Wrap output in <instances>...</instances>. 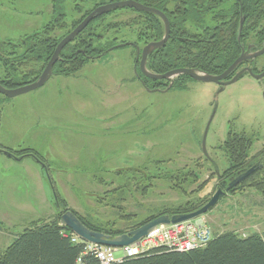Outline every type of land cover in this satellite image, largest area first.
I'll list each match as a JSON object with an SVG mask.
<instances>
[{"label":"rangeland","instance_id":"374dc122","mask_svg":"<svg viewBox=\"0 0 264 264\" xmlns=\"http://www.w3.org/2000/svg\"><path fill=\"white\" fill-rule=\"evenodd\" d=\"M98 3L0 0V80L34 82L41 65L25 54L26 37L63 7L70 24ZM256 59L249 64L263 70L264 55ZM135 63L133 47L122 46L74 75L52 72L35 90L0 93V254L24 229L61 224L65 210L114 230L181 205L199 209L239 175L227 172L230 132L252 139L254 162L264 156V77L152 90ZM202 217L214 234L264 231V167Z\"/></svg>","mask_w":264,"mask_h":264},{"label":"trees","instance_id":"16d2710c","mask_svg":"<svg viewBox=\"0 0 264 264\" xmlns=\"http://www.w3.org/2000/svg\"><path fill=\"white\" fill-rule=\"evenodd\" d=\"M114 1L118 0H99L94 8L86 10L70 24L66 22L64 7L62 6L63 9L59 12V8H56L58 15L54 21L45 25L41 32L35 31L32 36L28 35L25 54L28 59L41 65L34 81L41 75L58 43L96 7ZM136 1L163 11L171 25L165 46L155 49L147 57L146 66L152 73L164 74L177 68H191L211 75H220L244 51L250 52L263 47L264 27H261L264 23V0ZM75 10L82 11V7L75 5ZM57 31L64 33L55 36ZM164 34V23L156 14L130 7L112 10L93 19L62 50L60 59L54 65L53 75H74L88 61L122 46L133 47L136 55L135 45L142 49L150 42L160 41ZM253 34L255 40L251 42ZM252 60L243 61L228 78ZM254 71L261 72L256 67ZM137 72L140 80L149 89L168 87L167 80L148 78L142 75L138 67ZM7 77V80H0L5 87L16 88L23 85L13 73ZM188 80L192 78L185 74L180 75L170 88L184 89ZM223 145L230 163L227 172L240 174L257 162H254L255 156H250L253 141L244 133L230 132ZM263 167L238 185L254 177ZM196 209V206L182 205L166 209L129 229L110 230L94 226L82 218L81 220L90 229L115 237L132 231L160 215L188 213ZM73 235V231L61 225L59 221L24 229L0 254V264H76L79 258L82 264H100L92 253L85 252V243L71 241ZM114 264H264V233L240 236L229 231L214 234L213 239L204 248L186 252L154 248L140 256L126 258Z\"/></svg>","mask_w":264,"mask_h":264},{"label":"water","instance_id":"95a60500","mask_svg":"<svg viewBox=\"0 0 264 264\" xmlns=\"http://www.w3.org/2000/svg\"><path fill=\"white\" fill-rule=\"evenodd\" d=\"M122 7H130L144 12H150L153 14L158 15L165 26V34L160 41L150 42L145 45L142 49L139 48L138 45L136 47V63H135V70L137 71V67L139 68L142 75L157 80H167L169 81L170 88L174 82V78L180 75H188L194 80L205 81V82H215L222 85H227L230 83L235 82L238 80L242 75L245 73L250 74L255 79H261L264 77V72L262 73H255L251 67H244L237 71L230 79H227L229 75L245 60L248 59H255L261 55H264V44L263 47L259 50L249 53L244 51L222 74L220 75H211L201 71H197L191 68H177L171 71H168L164 74H155L148 70L147 64V57L148 55L153 52L155 49L164 47L166 42L169 39L171 25L168 17L166 14L155 8L144 5L136 0H122V1H115L110 2L107 4L99 5L96 7L89 15H87L83 21L77 25L70 33H68L57 45L53 55L51 56L50 60L46 64L43 72L39 76V78L29 84H25L16 88H7L0 83V93L8 96V97H15L17 95L35 90L42 85H44L52 75L54 65L60 59V53L62 50L71 42L73 39L83 31L87 25L95 18L109 13L112 10L122 8ZM167 88V89H168ZM0 151H2L0 149ZM9 156L11 153L5 151ZM264 166V156L261 157L252 167H250L247 171L240 173L237 177L232 179L228 184L225 191L222 189H218L215 194L210 198V200L201 206L199 209L188 212V213H177L173 215L163 214L160 215L145 224L139 226L138 228L129 231L127 233L118 235L116 237H111L110 235L98 232L95 230L90 229L87 227L72 211L68 210L61 215V225L68 227L73 231L74 234L78 235L83 241L95 243L98 245L104 246H111V247H124L128 246L135 241L139 240L146 234H148L155 226L159 224H175L183 221H187L198 216H202L209 212L212 208H214L218 201L224 196L227 192H229L233 187L240 184L244 179L250 176L252 173L257 171L260 167Z\"/></svg>","mask_w":264,"mask_h":264},{"label":"built area","instance_id":"2783aa9c","mask_svg":"<svg viewBox=\"0 0 264 264\" xmlns=\"http://www.w3.org/2000/svg\"><path fill=\"white\" fill-rule=\"evenodd\" d=\"M213 239L210 224L202 216L175 224H159L136 242L124 247H111L90 242L85 252L92 253L100 264H114L126 258L140 256L154 248L186 252L204 248ZM72 242H83L73 235ZM76 264H82L79 258Z\"/></svg>","mask_w":264,"mask_h":264},{"label":"flooded vegetation","instance_id":"af4514ba","mask_svg":"<svg viewBox=\"0 0 264 264\" xmlns=\"http://www.w3.org/2000/svg\"><path fill=\"white\" fill-rule=\"evenodd\" d=\"M249 53H250V52H249ZM251 60H252V59H251ZM255 60H257V59L255 58V59H254V60H252V61H255ZM244 67H251V68L254 70V67H257V66H256V65H253V64H249V63H248V64H246V65L242 66L240 69H242V68H244ZM240 69H239V70H240ZM239 70H238V71H239ZM236 72H237V71H236ZM236 72H235V73H236ZM254 72H255V71H254ZM262 72H264V70H261V72H258V73H262ZM255 73H257V72H255ZM231 77H232V76H231ZM228 79H230V78H228Z\"/></svg>","mask_w":264,"mask_h":264},{"label":"crops","instance_id":"0c3cea01","mask_svg":"<svg viewBox=\"0 0 264 264\" xmlns=\"http://www.w3.org/2000/svg\"><path fill=\"white\" fill-rule=\"evenodd\" d=\"M245 75V74H244ZM4 145V144H3ZM4 146H6V147H8V148H11V147H9V146H7V145H4ZM26 148H32V147H26ZM19 149H21V148H19ZM34 149V148H33ZM25 158H30V156L29 155H27V156H25V157H23L22 159H25ZM32 158V157H31ZM33 159V158H32ZM40 174V173H39ZM258 233H264V231H262V232H258Z\"/></svg>","mask_w":264,"mask_h":264}]
</instances>
